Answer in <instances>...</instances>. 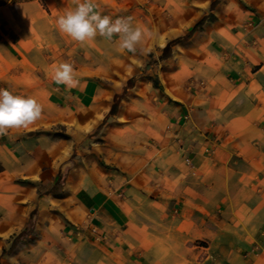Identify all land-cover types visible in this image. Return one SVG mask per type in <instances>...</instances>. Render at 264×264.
<instances>
[{
  "label": "crops",
  "instance_id": "obj_1",
  "mask_svg": "<svg viewBox=\"0 0 264 264\" xmlns=\"http://www.w3.org/2000/svg\"><path fill=\"white\" fill-rule=\"evenodd\" d=\"M222 7L233 23L220 24ZM211 14L163 59L146 142L118 171L63 173L69 150L34 132L44 121L0 135V264H264V0H219ZM96 89L59 97L87 107Z\"/></svg>",
  "mask_w": 264,
  "mask_h": 264
},
{
  "label": "rangeland",
  "instance_id": "obj_2",
  "mask_svg": "<svg viewBox=\"0 0 264 264\" xmlns=\"http://www.w3.org/2000/svg\"><path fill=\"white\" fill-rule=\"evenodd\" d=\"M211 1L186 0L184 4L179 0H94L102 15L113 19L131 17L134 26L151 33L138 46L136 54L119 52L116 36L112 41L97 36L80 44L59 32L56 19L66 10L74 9L75 0H31L0 5L1 84L13 94L34 97L43 105L39 121H44V125L34 132L40 131L46 138L60 141L61 149L68 148L66 161L61 164L70 162V165H64L63 173L71 168L96 167L118 171L117 161L124 154L135 152L133 146L141 148L146 136L138 135L139 123L144 121L143 112L150 105L147 90L162 91L161 83L165 81L161 45L182 36L197 20L209 16ZM226 10L222 7L218 13L224 15L221 25L234 22V15L227 18ZM216 19L209 17L204 24H214ZM139 47L143 48L142 52ZM63 62L73 65L79 88L87 82L97 88L89 106L78 107L73 100L59 97L66 86L54 83L52 75L53 68ZM14 75L23 76L9 81ZM131 77L137 86L127 92L125 101L120 100L117 115L105 119L113 95ZM143 89L146 91L142 97ZM103 157L113 162L107 163ZM190 244L207 245L202 241ZM157 264L179 262L175 258H158Z\"/></svg>",
  "mask_w": 264,
  "mask_h": 264
},
{
  "label": "clouds",
  "instance_id": "obj_3",
  "mask_svg": "<svg viewBox=\"0 0 264 264\" xmlns=\"http://www.w3.org/2000/svg\"><path fill=\"white\" fill-rule=\"evenodd\" d=\"M75 4L74 9L66 10L56 19L59 32L75 42L85 44L97 36L112 41L116 36L119 52L136 54L145 37L151 36L147 29L134 26L131 17L113 19L102 15L94 0H75ZM139 51L142 52L143 48L139 47ZM52 80L69 90L80 84L73 65L68 62L53 68ZM43 112V105L34 97L13 94L0 88V135H6L9 129L28 128L42 118Z\"/></svg>",
  "mask_w": 264,
  "mask_h": 264
},
{
  "label": "trees",
  "instance_id": "obj_4",
  "mask_svg": "<svg viewBox=\"0 0 264 264\" xmlns=\"http://www.w3.org/2000/svg\"><path fill=\"white\" fill-rule=\"evenodd\" d=\"M27 1H31V0H0V5H4L8 2L9 3H15V2L20 3V2H27ZM218 2H219V0H212L210 2L209 7H208L210 14H209V16H206L207 18H209V17L213 18L211 11L214 9V7L216 6V4ZM206 17H202L199 20H197L195 22V24L190 28V30H188L182 36H178V37H175V38L169 40L161 49L160 59H166L167 57H170L172 54V48L174 46L185 42L187 39H189L193 35L194 32L200 30L202 25L204 24V22L207 19ZM134 82H135V79L133 77L127 79L126 84L122 87V90L119 93H115L113 95L112 103L110 105V109H109L107 115L105 116V119L116 114L120 100L125 95L126 90H128V88H131L133 86ZM59 181H60V183L62 182L61 180L58 179V181L55 183V185L52 186L48 192H54V193L58 192V190H60L59 189V184H60ZM32 214H30V218H29L30 220H31ZM30 220L27 222L24 229H22L17 235H14L12 237L8 251H11L15 247V245L18 241H20L22 238H26V236L32 232ZM8 251L5 249H2V254H5Z\"/></svg>",
  "mask_w": 264,
  "mask_h": 264
},
{
  "label": "built area",
  "instance_id": "obj_5",
  "mask_svg": "<svg viewBox=\"0 0 264 264\" xmlns=\"http://www.w3.org/2000/svg\"><path fill=\"white\" fill-rule=\"evenodd\" d=\"M185 162H186V164H188V163H189V159H188V158H186V159H185Z\"/></svg>",
  "mask_w": 264,
  "mask_h": 264
}]
</instances>
